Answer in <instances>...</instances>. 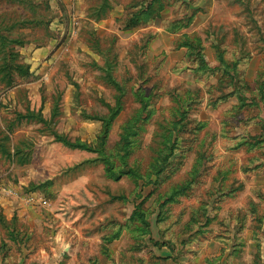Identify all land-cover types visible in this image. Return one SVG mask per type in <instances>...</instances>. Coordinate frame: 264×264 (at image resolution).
I'll return each instance as SVG.
<instances>
[{"label":"rangeland","instance_id":"1","mask_svg":"<svg viewBox=\"0 0 264 264\" xmlns=\"http://www.w3.org/2000/svg\"><path fill=\"white\" fill-rule=\"evenodd\" d=\"M0 36V264H264V0H0Z\"/></svg>","mask_w":264,"mask_h":264},{"label":"trees","instance_id":"2","mask_svg":"<svg viewBox=\"0 0 264 264\" xmlns=\"http://www.w3.org/2000/svg\"><path fill=\"white\" fill-rule=\"evenodd\" d=\"M6 39H7L6 37L4 38L3 36H0L1 48L5 46ZM12 41H13V40H12ZM13 42H14V41H13ZM8 55L10 56V54H7V56H8ZM5 64H6L5 66H8V65L10 66V65H11V64H10V61L5 62ZM16 67H19V66L17 65ZM3 68H4V69H8V67H3ZM113 84H114V85H117L115 82H113ZM114 114H115V113H114ZM102 145H103V141L100 142V146H102ZM101 153H102V152H101ZM102 154H103V153H102ZM103 156H104L105 159H106V156H105L104 154H103ZM105 161H106V163H109L108 159H106ZM119 168H120V167H119ZM128 171H129V172H127V173H128L127 175L134 173L133 170H131V169H129ZM118 177H119V175H118ZM118 177H116L115 180L119 179Z\"/></svg>","mask_w":264,"mask_h":264}]
</instances>
